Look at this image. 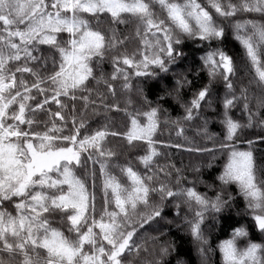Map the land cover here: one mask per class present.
I'll return each instance as SVG.
<instances>
[{"label":"snow or ice","instance_id":"snow-or-ice-1","mask_svg":"<svg viewBox=\"0 0 264 264\" xmlns=\"http://www.w3.org/2000/svg\"><path fill=\"white\" fill-rule=\"evenodd\" d=\"M217 18L235 21V39L249 61L252 76L239 87L241 70L234 58L213 47L225 38ZM130 21L138 41L132 50V37L118 28ZM185 39L207 45L200 60L208 82L184 102L181 90L192 85L184 75L167 95L175 93L184 111L172 121L178 136L184 122L199 119L205 107L214 113L217 103L222 108L223 140L217 147L210 136L213 148L196 149L213 158L216 151L226 155L208 185L213 196L198 191L195 181L185 186L187 178L174 164L153 167L160 155L154 137L166 112L165 96L153 104L143 85L161 80L187 58ZM105 60L111 61L110 74L101 69ZM218 81L226 90L222 98ZM118 86L121 93L135 90L143 104L129 110V98L121 107ZM237 105L247 114V125L230 115ZM113 112L128 118L126 131H114L108 123L91 128L93 116L108 119ZM257 120L264 126V0H0V264H137L141 251L158 240H141L140 232L163 220L166 204L173 201L176 217L187 210L184 223L199 244L201 264H208L213 250L203 225L209 214L216 217L231 207V185L264 237V169L257 167L256 141L248 140L245 150L236 143L241 129ZM109 136L122 138L119 151L108 146ZM125 146H146L137 156L143 171L131 161L114 163ZM85 160L93 165L91 192L87 172L77 173L86 168ZM113 167L129 184L112 174ZM248 237L240 226L220 242L223 264H264V240L238 246ZM171 251L173 246L160 244L158 256L153 248L155 258L144 264H166Z\"/></svg>","mask_w":264,"mask_h":264},{"label":"trees","instance_id":"trees-1","mask_svg":"<svg viewBox=\"0 0 264 264\" xmlns=\"http://www.w3.org/2000/svg\"><path fill=\"white\" fill-rule=\"evenodd\" d=\"M206 2V0H201ZM251 18L248 16H239L237 19ZM258 18V17H257ZM234 20L223 21L217 18V23H222L225 28V38L222 44L216 42L213 43V47H222L225 51L234 58V61L241 71L238 74L237 86L241 82L247 83L252 76L250 70L249 61L247 60L245 50L242 45L235 39L233 30ZM119 31L125 35L132 37L128 44L129 50L138 47V41L135 39V22L130 21L127 26H118ZM201 42L196 40L185 39L184 51L187 53V58L180 60L177 64L172 66V69L167 74H161L162 79L148 80L144 83V93L147 98L153 101V104L157 101L159 95L165 96V102H162V108L166 110L161 115V123L158 131L155 134L154 139L156 140V150L160 155L155 158L153 167L175 165L176 168L181 169L182 174L187 179L184 181L185 186H191L189 181H195L198 191L207 193L209 196H213L214 192L211 191L208 185L215 181V177L221 171L223 164L226 162V155L216 151L215 158L212 154L196 151V149L213 148L214 140L215 146L223 140V125L220 123L221 117L218 115L222 112L220 104L214 105L217 112H213L207 107L204 108L201 117L191 122H184V133L182 136L177 135L178 129L172 123L178 117H182L184 114L183 109L180 107V102L175 96L167 95V92L172 91L175 79L180 78L184 75L192 81L191 87L185 86L181 90V97L184 102L191 99L192 93L202 87L208 82L207 71L203 67V62L200 57L204 55L207 50V45H200ZM101 69L105 74L112 72V66L110 60H105L101 65ZM100 71H97V75ZM138 82L134 78V83ZM95 82H93L94 84ZM217 92L222 98L225 93V88L222 81H218L216 84ZM118 99L120 100L121 107H124L125 102L130 98L132 100V107H140L143 101L138 96L135 90L131 93H121L118 86ZM255 110V109H253ZM230 115L238 120L241 124L247 125V114L243 111L242 105H237L231 110ZM207 120V132L204 133V121ZM165 120L168 122L166 123ZM91 128L95 129L105 123H108L110 128L114 131L124 132L129 126L128 118L120 113H110L108 119L103 116H93L89 121ZM213 139H209V137ZM259 137H264V126L260 125L259 121H254L252 127H243L239 133V139L236 141L237 146L241 150L247 149V141H256L254 145L256 163L259 169H264V143L259 142ZM124 144L121 137H108V146L115 147L120 150V146ZM180 145V147H176ZM192 149V150H190ZM145 149H128L124 147L122 153L117 157L114 163L126 165L128 161H131L135 170L143 171V165L137 160L138 155H143ZM86 168L81 167L77 169V173L81 176H85L87 172V184L89 191H92V179L91 172L93 165L90 161L85 160ZM211 163V167H209ZM198 166L199 171L194 170ZM97 176L99 175V166L96 165ZM112 174L115 175L123 184H129L127 177L123 175L119 168L113 167L111 169ZM175 174L173 173V180ZM100 181L97 180V184ZM218 181L216 184L218 185ZM228 191L234 196L233 203L230 208L225 210L219 216L214 217L209 214L203 225V231L205 237L209 240V244L212 248V252L208 254V264H223L222 255L219 251L218 245L221 241L231 238L232 230L236 227L244 226L249 231L248 238H241L237 241L238 246L243 248L248 240L254 242H262L264 237H261L260 233L253 226L254 222L251 220L250 213L246 210L245 201L242 197L237 194L236 186L231 185ZM99 196V192H98ZM156 200L158 197L153 196ZM175 201L167 203L164 208V218L159 220L157 223H153L151 227L145 226V229L140 232L139 239H149L151 237H157L158 240L150 241L148 244V252L141 251L137 259V264H144L145 261H151L155 258L153 255V248H155V254L158 256L159 245L168 244L173 246L174 251H171L170 255L165 258L166 264H177L178 260L184 262V264H200L199 259V244L191 235L189 226L184 223V217L187 214V210L181 212L180 217H176ZM191 218V214H188ZM66 231V230H65ZM198 255V256H197ZM133 256H127L126 260L133 259Z\"/></svg>","mask_w":264,"mask_h":264},{"label":"rangeland","instance_id":"rangeland-1","mask_svg":"<svg viewBox=\"0 0 264 264\" xmlns=\"http://www.w3.org/2000/svg\"><path fill=\"white\" fill-rule=\"evenodd\" d=\"M198 168V166H196L195 168H194V170H196ZM198 256V255H197ZM199 259H200V264H201V257H200V255H199Z\"/></svg>","mask_w":264,"mask_h":264}]
</instances>
